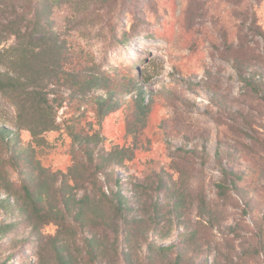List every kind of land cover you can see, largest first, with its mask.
<instances>
[{"label":"rangeland","instance_id":"rangeland-1","mask_svg":"<svg viewBox=\"0 0 264 264\" xmlns=\"http://www.w3.org/2000/svg\"><path fill=\"white\" fill-rule=\"evenodd\" d=\"M2 3L8 6L0 8V20L13 15L11 1ZM53 20L69 44L89 51L101 69L128 77L139 72L145 78L143 87L158 92L149 125L140 137V150L132 161L115 168L132 206L131 183L137 179L148 178L156 184L160 180L171 184L172 177L178 181L183 206L174 211L172 192L160 194L162 204L169 203L164 208L166 221L151 239L175 245L174 252L189 256L190 264H216L221 256L228 259H219L226 264H264V224H258L264 221L260 144L264 140V0H87L56 8ZM132 27L136 35L129 42L113 41L114 29L121 34ZM3 30L0 26V33ZM14 42L10 37L0 49ZM164 88L175 90L178 99L173 100L169 90L162 92ZM62 113L59 121L65 118ZM87 115L85 123L94 120L93 112ZM127 121L123 109L108 117L99 129L105 138L100 147L133 143ZM0 126L11 132L13 144L30 140L27 131L19 130L15 109L1 93ZM45 138L39 162L53 172H66L72 164L71 139L63 129ZM223 168L242 176L226 199L218 196L217 189ZM8 171L18 182L19 174ZM100 178L106 190L105 178ZM22 219L18 212L0 208V222ZM197 226L203 238L197 240V248L186 247L181 234ZM43 231L54 234L56 227ZM29 233L22 224L13 237L23 241ZM98 233L107 234L102 229ZM119 239L124 264V254L131 250L123 242L122 230ZM14 255V264L37 262L30 252L26 257L14 250ZM139 264H149L142 253Z\"/></svg>","mask_w":264,"mask_h":264},{"label":"trees","instance_id":"trees-1","mask_svg":"<svg viewBox=\"0 0 264 264\" xmlns=\"http://www.w3.org/2000/svg\"><path fill=\"white\" fill-rule=\"evenodd\" d=\"M10 1L13 15L0 20L4 29L0 45L10 37L15 42L0 49V93L15 109L19 130L27 131L30 140L13 144L11 132L0 126V208L23 216L19 222H0V264H14V250L25 256L30 252L36 264H122L121 230L123 242H128L131 250L124 254V264H139L140 253L149 264H190L189 256L174 252L175 245L151 239L166 221L164 208L169 203L162 204L160 194L172 192L174 211L183 206L184 193L178 181L172 177L171 184L161 180L156 184L148 178L137 179L131 183L132 206L115 169L132 161L140 150V137L149 125L158 92L143 87L145 78L139 72L128 77L101 69L89 51L70 45L56 30V8L87 0ZM7 6L0 4V8ZM135 29H123L121 34L114 29L113 41L126 44L136 35ZM261 35L264 39V33ZM236 68L243 69L238 64ZM252 81L259 84L255 78ZM168 90L177 100L175 90L164 88L162 92ZM147 94L151 95L148 101ZM120 109L125 111L127 135L133 137V143L100 147L105 138L99 129ZM88 111L95 118L85 123ZM61 112L65 118L59 121ZM62 129L71 139L72 164L66 172H53L42 166L38 152L46 144L48 133ZM16 139L20 142V133ZM260 144L264 150V140ZM8 168L19 174L18 182L11 179ZM222 175L217 183L218 196L226 199L230 187H235L242 176L226 168ZM102 176L106 190L101 187ZM22 224L30 229L23 241L13 237ZM50 225L56 227L55 233H44ZM99 229L107 234L101 235ZM181 236L186 247L195 249L203 232L197 226ZM74 246L77 248L72 249ZM219 259L216 264H226Z\"/></svg>","mask_w":264,"mask_h":264}]
</instances>
